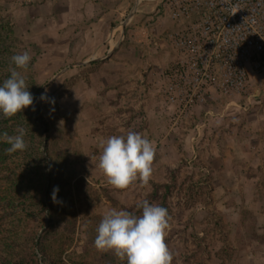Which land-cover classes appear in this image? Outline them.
<instances>
[{"label": "rangeland", "instance_id": "1", "mask_svg": "<svg viewBox=\"0 0 264 264\" xmlns=\"http://www.w3.org/2000/svg\"><path fill=\"white\" fill-rule=\"evenodd\" d=\"M166 19L171 21L163 0H0V37L16 38L10 50L23 47L35 59L40 92L31 110L36 115L37 105L42 121L31 118L30 123L42 143L44 125L49 149L65 154L56 195L70 187L77 214L75 232L67 238L56 213L54 219L44 214L39 229L38 219L30 222L31 233L38 229L33 251L39 264H48L40 252L48 245L58 264H126L112 251L95 249L96 228L112 209L140 215L137 204L145 199L155 204L157 185L158 197L170 192L165 242L172 264H192L194 251L206 264H264V72L251 77L245 111L241 107L224 114L230 100L218 90L217 97L211 95L181 113L166 102L162 82L158 98L165 111L155 112L145 103L146 90L134 94V77L148 72L154 56L157 66L162 64L168 34L174 30L167 29ZM234 100L237 104L229 106L243 104ZM245 116L251 122L242 128ZM231 117L239 124L232 131L230 151L219 126ZM217 118L220 124L208 125ZM23 120L28 122L27 117ZM129 131L155 147L153 172L147 186L136 182L118 190L98 169V158L107 138ZM16 213L0 201V243L11 236L15 249L31 247V236L26 239V227ZM46 224L55 236L43 234Z\"/></svg>", "mask_w": 264, "mask_h": 264}, {"label": "built area", "instance_id": "2", "mask_svg": "<svg viewBox=\"0 0 264 264\" xmlns=\"http://www.w3.org/2000/svg\"><path fill=\"white\" fill-rule=\"evenodd\" d=\"M163 10L177 23L166 102L184 113L219 90L246 108L251 77L264 72V0H163Z\"/></svg>", "mask_w": 264, "mask_h": 264}, {"label": "clouds", "instance_id": "3", "mask_svg": "<svg viewBox=\"0 0 264 264\" xmlns=\"http://www.w3.org/2000/svg\"><path fill=\"white\" fill-rule=\"evenodd\" d=\"M30 60L27 51L11 57L15 67H9L10 76L0 86V114L3 118H11L33 104L25 78L17 71L26 70ZM45 98L41 96L42 100ZM16 132V135L0 134V141L10 145L6 149L9 154L24 151L27 147L25 130L18 127ZM101 147L97 167L110 186L125 190L136 182L141 187L149 184L155 158V147L150 140L129 131L126 136L107 138ZM57 192L58 188H54L51 194L54 203H59ZM137 207L142 209L140 215L116 209L106 212L96 228L95 249L112 251L126 264H172L173 254L165 242L170 220L168 210L146 199Z\"/></svg>", "mask_w": 264, "mask_h": 264}, {"label": "trees", "instance_id": "4", "mask_svg": "<svg viewBox=\"0 0 264 264\" xmlns=\"http://www.w3.org/2000/svg\"><path fill=\"white\" fill-rule=\"evenodd\" d=\"M6 23L10 22L6 20ZM15 40L17 39L14 37H0V86L10 76L8 68L10 66L15 67L11 62V57L24 52L23 47L21 49H14L15 45L13 42ZM12 45L14 47L10 50ZM34 60L31 56L26 70L17 69L25 78L26 85L28 86L27 90L32 94L33 101L40 92V85L35 79V72L33 70ZM6 65L8 67L4 68L3 66ZM32 105L24 108L11 118H3L1 115L3 127L0 128V134L7 132L9 135H16L18 127H22L25 130L24 140L27 147L24 151L18 150L15 153L9 154L6 149L10 145L0 141V171L3 170L0 172V201L17 212L15 214L17 220L26 227V239H29L31 236V247L30 245L27 247L24 245L21 248V246L16 245L15 249L13 247L15 239L9 236L8 241L0 243V264H39L33 251V246L36 243L37 230L44 223V214L54 219L53 213H56V218L64 222L65 227L62 233L64 238L71 236L76 228L77 214L75 211L74 195L70 187L61 189L62 193L57 197L59 203H54L51 199L53 189L59 188V180L64 174L63 169L65 161H67L66 156L60 149H49V142L47 143L48 135L44 143L40 141V136L36 133V126L30 123L32 119L38 118L37 115L32 114ZM25 117L28 118V122L23 120ZM36 136L37 139H35ZM40 147H42L41 150ZM48 166L50 168L47 172ZM47 180L50 181L48 186H46ZM158 190L159 186L157 185L153 189L154 193H152L156 201L155 204L165 207L169 212L170 206L166 200L170 192L164 190L162 195L158 197ZM23 211H25V214H23ZM36 219L39 220V224L41 225L31 233L32 229H28V227H30V222ZM51 226L50 224L45 225V228L42 229L44 235L48 237L54 235ZM37 242L41 246L40 237ZM199 244L196 241L195 245ZM29 250L30 252H28ZM40 250L42 255L47 258L48 264H58V260L60 259L52 255L49 245L42 246ZM12 251H16L18 254L9 255ZM192 255V264H206L204 259L195 256V251Z\"/></svg>", "mask_w": 264, "mask_h": 264}, {"label": "crops", "instance_id": "5", "mask_svg": "<svg viewBox=\"0 0 264 264\" xmlns=\"http://www.w3.org/2000/svg\"><path fill=\"white\" fill-rule=\"evenodd\" d=\"M134 17H135V15H134ZM165 21L169 22V20H167V19ZM176 27H177V23L170 21L169 26H167V29L172 30V29H175ZM166 46L167 47L165 50V54L161 58L162 64L160 66L159 65L157 66L158 62H156L158 60V57L154 56L151 58L153 60V61H151L152 67L149 70L144 69L145 71H148V72L144 73L143 76L140 74L137 75L136 72L133 73V74L137 75L134 77L136 80V86H137V89H135L133 91L134 94H137V95L142 94V90H146L147 96L145 99V103H147L148 106L152 107V110H155V112H157V113L165 111V108H164L165 103L163 102V100H159L158 97L161 96V84H162V82L167 81V79L171 73V66L173 65L174 61L177 58L174 50H172L168 44ZM153 62H156V63H153ZM153 64H156V65L154 66ZM143 80H145V83H141V81H143ZM137 81H139L140 84ZM219 94H220V92H216L212 96L217 97ZM229 104H230V102L227 101L224 108H226L228 110H225L224 114H225V112L234 113L235 111H239V109L241 108L238 105H236V107H232V106H229ZM198 107H200V106H198ZM248 108H241V109L243 111H245ZM259 108H261V107H259ZM193 110L196 111V107H194ZM247 117L248 116L242 117V121H243L241 124L242 128H245V127L250 125L251 121H249L248 119L245 120V118H247ZM216 122H219V124H220V121L217 118V120H209L208 125L213 126ZM238 124H239V121L237 122L234 117H231L230 119H226L225 121H223L219 126V127H221L220 129L223 131V136L226 137L225 142H227L229 150H230V145H231V142H229V141L233 140V135H234V132H232V131L235 128H237ZM224 127H226V128H224ZM244 142H245V139L242 140L243 144H244ZM243 150H244V148H242L241 152Z\"/></svg>", "mask_w": 264, "mask_h": 264}, {"label": "water", "instance_id": "6", "mask_svg": "<svg viewBox=\"0 0 264 264\" xmlns=\"http://www.w3.org/2000/svg\"><path fill=\"white\" fill-rule=\"evenodd\" d=\"M35 112H36V115L38 116L39 120L42 121V115L40 113V110L38 108V106L36 105V108H35ZM42 132H43V135H44V142L46 141L45 137H46V127L43 125L42 127Z\"/></svg>", "mask_w": 264, "mask_h": 264}]
</instances>
